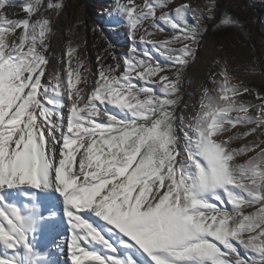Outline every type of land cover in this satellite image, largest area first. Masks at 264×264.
I'll list each match as a JSON object with an SVG mask.
<instances>
[{
	"label": "rangeland",
	"instance_id": "1",
	"mask_svg": "<svg viewBox=\"0 0 264 264\" xmlns=\"http://www.w3.org/2000/svg\"><path fill=\"white\" fill-rule=\"evenodd\" d=\"M45 136L73 264H264V0H0V264H58Z\"/></svg>",
	"mask_w": 264,
	"mask_h": 264
},
{
	"label": "bare ground",
	"instance_id": "2",
	"mask_svg": "<svg viewBox=\"0 0 264 264\" xmlns=\"http://www.w3.org/2000/svg\"><path fill=\"white\" fill-rule=\"evenodd\" d=\"M81 94H82V92L80 91L79 94L76 95L77 103H80L82 101V95ZM25 136L29 140L31 139L30 128H28L26 130ZM0 144H1V142H0ZM17 145H18V143L14 142L15 148H17ZM42 146H43L44 151L47 152L50 156L49 163H47V164L45 163V164H43V166L46 170V175H47V178L49 180L48 181L49 193L53 194L54 198L51 199V201L48 199L43 201V211H45V215H41V219H43L47 222L41 226V231L38 233V235H40V233H49L50 234V238H49V242L47 243V246H48V248L52 249V251L50 252L51 253V257H50L51 260H56V262L58 264H73L72 262L75 258V254H73L71 251V248H72L71 244L72 243L70 241L71 240L70 237H71V233H72L71 231L72 230H71L70 220H71V217L74 215H73V210H70L69 205L67 203H65L72 196V192L69 191L70 189L64 190L62 192L60 189L59 190L57 189L60 187L59 180H58L60 177L59 176V174H60V172H59V166H60L59 158L60 157L58 155L57 145L52 140V138H50L49 136H45V138L42 139ZM41 165H42V163H41ZM97 169L99 170V166L97 167ZM65 172L68 173L67 170L66 171L61 170V173L66 174ZM68 176H70V175H68ZM107 178H108V176H107ZM109 179L112 180L113 177H109ZM12 181L15 182L16 187L13 189H10V191L5 189L8 192H10L7 195L2 193V192H4V187L0 184V200L5 201V202L7 201V203L9 205H13V207L21 206V209H22L21 212L22 213H30L32 211V209L34 208V206H36V203H37L39 197H41L42 193H40V196H39V190L37 188V185H34V186L29 185L27 183H24L23 181H20L18 178H13ZM104 182H105V179H102L98 183H96L95 185H93L91 183L92 185L89 186V188H87V189L84 188L85 189L84 195L87 197L86 201H88V203L90 201H92L91 199L93 197L100 194V191H101V188L103 187ZM104 186H105V184H104ZM27 193H30V195L27 196ZM91 204H88V205H91ZM80 210H78V211H80ZM205 264H209V263H205Z\"/></svg>",
	"mask_w": 264,
	"mask_h": 264
}]
</instances>
